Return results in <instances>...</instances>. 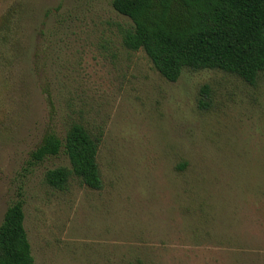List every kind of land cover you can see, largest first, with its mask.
Segmentation results:
<instances>
[{"label":"rangeland","instance_id":"obj_1","mask_svg":"<svg viewBox=\"0 0 264 264\" xmlns=\"http://www.w3.org/2000/svg\"><path fill=\"white\" fill-rule=\"evenodd\" d=\"M128 22L112 0H0V224L22 198L37 264H264V74L168 81ZM73 119L102 132L101 189L46 184L65 154L31 161Z\"/></svg>","mask_w":264,"mask_h":264},{"label":"trees","instance_id":"obj_2","mask_svg":"<svg viewBox=\"0 0 264 264\" xmlns=\"http://www.w3.org/2000/svg\"><path fill=\"white\" fill-rule=\"evenodd\" d=\"M112 5L130 19L120 31L124 46L143 50L168 81H177L185 69L221 70L256 86L264 74V0H112ZM212 105L211 86L204 84L198 106ZM102 140L101 131L73 119L64 136L47 132L31 161L65 154L70 164L48 169L46 184L62 192L75 183L101 189ZM24 205L22 198L14 201L0 224V264H37Z\"/></svg>","mask_w":264,"mask_h":264}]
</instances>
